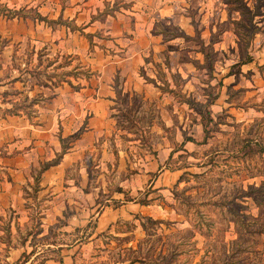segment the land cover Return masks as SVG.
Returning <instances> with one entry per match:
<instances>
[{"label": "rangeland", "instance_id": "rangeland-1", "mask_svg": "<svg viewBox=\"0 0 264 264\" xmlns=\"http://www.w3.org/2000/svg\"><path fill=\"white\" fill-rule=\"evenodd\" d=\"M255 6L194 0L190 39L168 44L173 52L153 66L170 102L118 106L119 146L128 145L132 163L125 191L131 202L149 204L122 207L113 220L117 203L103 205L105 190L87 221L70 217L71 201L44 220L46 198L33 199L28 218H0V264H18L23 251L33 252L24 264L44 257V264H264V7ZM161 30L166 39L180 33L171 24ZM18 49L0 40V99L9 102L0 104V117L15 104L32 115L29 101L47 99L43 93L77 65L43 48ZM122 177L108 170L103 179L114 191Z\"/></svg>", "mask_w": 264, "mask_h": 264}, {"label": "crops", "instance_id": "crops-1", "mask_svg": "<svg viewBox=\"0 0 264 264\" xmlns=\"http://www.w3.org/2000/svg\"><path fill=\"white\" fill-rule=\"evenodd\" d=\"M193 1L0 0L7 8L22 11L10 18L0 15V40L18 45L16 53L24 55L29 45L36 53L43 48L46 56H68L91 73L48 88L50 93H43L47 99L33 104L32 115L0 117L1 219L24 220L27 205L46 198L44 220L62 215L71 201L75 205L70 217L87 221L101 204L99 192L105 190L109 193L103 205L117 203L110 214L113 220L122 207L141 210L142 204L108 190L111 182L103 179L113 170L123 175L115 184L125 190L132 177L126 174L132 168L128 145L119 146L122 131L116 112L120 105L130 108L133 99L140 108L170 102L164 100L153 66L161 65L167 52H173L166 51L169 45L182 37L166 39L161 27L171 24L191 35L187 10ZM5 86L0 80V92ZM7 103L0 99V104ZM62 150L57 163L41 172L35 197L29 196L41 166Z\"/></svg>", "mask_w": 264, "mask_h": 264}, {"label": "trees", "instance_id": "trees-1", "mask_svg": "<svg viewBox=\"0 0 264 264\" xmlns=\"http://www.w3.org/2000/svg\"><path fill=\"white\" fill-rule=\"evenodd\" d=\"M115 5H116V3H114V6H113V8H115ZM259 7H264V3H261L259 0H256V6H255V10H257ZM20 13H21V10H12V9H10V8H7L5 5H1L0 4V14L1 15H3V16H5V17H7V18H10V17H15V16H18V15H20ZM255 15H257V14H255ZM40 17V16H39ZM41 19H43L42 17H40ZM44 20H46L45 19V17H44ZM175 37H183L185 40H189L190 39V37L188 36V35H184V34H181V33H177V34H172L171 35V38H175ZM39 56V55H38ZM64 58H67L68 59V61H66V63H65V65H69L70 64V62H71V60H72V58H69L68 56H63ZM62 57V58H63ZM248 61H250V58H248V59H246L243 63H246V62H248ZM50 64V61L48 62V65ZM60 66H63V65H60ZM74 72H73V71ZM64 74H67L68 76H71V77H76V76H78L79 74H82V75H88V74H91L90 72H88V71H84V70H82V69H79V66H77V65H75L74 67H72L71 68V70H69V71H66V73H64ZM15 80H18V78H14L13 79V81H15ZM60 80V79H59ZM148 80H150V81H152V79H149L148 78ZM68 82V83H70V79H61L60 80V82ZM152 82H154L155 83V81H152ZM165 86H162V87H160V89L162 90V92H165V91H167V87H165ZM188 104H190V106H192V105H196V102H194V101H186ZM35 103H37L36 101H34V100H30L29 101V103L26 105V107H29V106H33V104H35ZM192 104V105H191ZM20 111H21V105H19V104H15L13 107H11V108H5L4 110H3V112H2V114H1V116L2 117H4V116H6V115H18V114H20ZM189 140V139H188ZM64 150V149H63ZM63 150L60 152V153H58L57 155H56V157H55V159H53L51 162H48V163H44L42 166H41V168H40V170L38 171V173H37V175L35 176V178H34V185H33V187H32V191L30 192V196H32V197H35V195H36V192L39 190V185H38V181H39V178H40V174H41V172L45 169V168H47L49 165H52V164H56L57 163V161L59 160V158L61 157V154H62V152H63ZM114 191H117V192H121V193H123L124 194V200H132L131 198H129V197H127V192L125 191V190H123L121 187H119V186H117L116 187V189H114ZM151 199H147L146 197L144 198V199H140L139 201H138V203H140V204H142V205H147V204H149V201H150ZM33 252L31 251V252H29V253H26V251H23L22 253H21V260L19 261V263L18 264H24V263H26L27 261H28V259H29V257H30V255L32 254ZM48 258L47 257H44L43 258V261H41L40 262V264H44V261H46ZM60 261V260H59ZM61 262V261H60ZM15 264V263H14Z\"/></svg>", "mask_w": 264, "mask_h": 264}]
</instances>
